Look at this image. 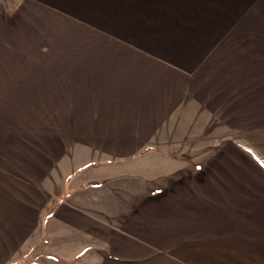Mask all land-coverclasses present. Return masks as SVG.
Wrapping results in <instances>:
<instances>
[{
    "label": "crops",
    "instance_id": "0c3cea01",
    "mask_svg": "<svg viewBox=\"0 0 264 264\" xmlns=\"http://www.w3.org/2000/svg\"><path fill=\"white\" fill-rule=\"evenodd\" d=\"M0 264H264V0H0Z\"/></svg>",
    "mask_w": 264,
    "mask_h": 264
},
{
    "label": "rangeland",
    "instance_id": "374dc122",
    "mask_svg": "<svg viewBox=\"0 0 264 264\" xmlns=\"http://www.w3.org/2000/svg\"><path fill=\"white\" fill-rule=\"evenodd\" d=\"M21 141H23L22 144H26V147L28 146V148L30 150H32V149L33 150L34 149H40L42 145H46L47 147L51 145V143H48V142L47 143L46 142L42 143V141H40V140L38 141V139H32V140L31 139H24V140H21ZM38 143H39V145H38Z\"/></svg>",
    "mask_w": 264,
    "mask_h": 264
}]
</instances>
